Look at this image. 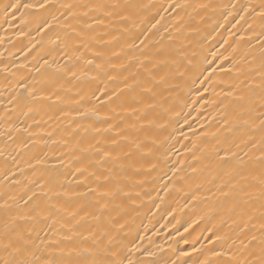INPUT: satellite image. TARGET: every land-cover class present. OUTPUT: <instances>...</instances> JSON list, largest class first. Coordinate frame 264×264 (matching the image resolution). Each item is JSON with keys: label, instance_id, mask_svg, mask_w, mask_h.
Instances as JSON below:
<instances>
[{"label": "bare ground", "instance_id": "obj_1", "mask_svg": "<svg viewBox=\"0 0 264 264\" xmlns=\"http://www.w3.org/2000/svg\"><path fill=\"white\" fill-rule=\"evenodd\" d=\"M8 2L0 0V193L5 194L3 199L23 194L26 186L35 188L28 182L40 175H59L62 181L67 177L73 183H65L66 190L82 191L75 183L78 174L73 175L77 164L74 157L80 155V148L94 142V138L102 141L100 146L112 147L104 141L111 140L114 133L85 131L90 124L107 126L102 123L109 107L103 103L106 97L92 98L98 86L104 87V77L91 81L89 76L95 75L92 67L83 58L75 59L79 53L56 42L57 36L63 39L69 31L66 25L70 21L55 9L40 7L47 0H19L22 6L15 15L11 9L5 14L3 4ZM95 2L55 0L57 8L61 3ZM143 2L159 4L163 0ZM177 2L189 6L161 12L164 20L153 30L155 34L149 35L154 42L163 35L155 47L183 53H176V58L184 75L176 74L175 66L165 69L161 75L169 71L171 74L156 89V96L144 97L152 107L139 105L146 118L130 131L144 146L132 161H123L133 163V167L123 173L116 168L121 176H127L124 183L131 198H122L123 206L111 211V223L101 222L107 225L114 238L112 248L125 264L128 260L132 264H212L233 255L242 257L241 240L247 243L239 209L231 211V202L218 191L227 178L217 154L223 156L226 149L251 137L239 153L244 161L242 167L250 168L249 158L255 162L260 156L259 146L252 147L253 143L258 145L260 130L237 120L240 110L252 102L259 111L264 94L259 75L264 22L259 18V7L241 11V6L259 5L261 0ZM27 4L34 7L23 6ZM155 13V9L145 12L149 19ZM53 14L57 20L52 19ZM87 19L91 22L92 18ZM108 24L105 19L103 25H94L96 33L115 32ZM141 28L146 29L147 24ZM170 34L175 41L167 39ZM109 39L105 36L92 50H84V56L92 59L97 50L106 55L118 51L119 44L104 43ZM69 56L73 59L69 60ZM185 57L191 59V65ZM120 86L122 78L107 82L109 91ZM30 93H35L34 97ZM92 107H98L99 118L87 111ZM121 147H126L125 142ZM38 159L44 163L37 164ZM5 171L9 172L7 179ZM115 203H121V199ZM254 206L259 216V203ZM254 223L256 228L248 235L259 237V224ZM96 227L97 222L89 220L81 231L87 235L89 228ZM220 252L228 255H214Z\"/></svg>", "mask_w": 264, "mask_h": 264}, {"label": "snow or ice", "instance_id": "obj_2", "mask_svg": "<svg viewBox=\"0 0 264 264\" xmlns=\"http://www.w3.org/2000/svg\"><path fill=\"white\" fill-rule=\"evenodd\" d=\"M21 6L19 0H9L3 4V10L8 14L11 9V14L15 15ZM23 6L34 7L32 4ZM188 6L177 0H163L159 4H145L143 0H96L95 3L84 5L61 3L58 8L55 0L40 4L42 8L55 9L60 16L70 21L66 25L69 31L63 39L57 36L56 42L70 48L73 53H79L75 59L83 58L92 67L95 75L89 76L91 81L104 77V87L98 86L92 92V98L100 100L101 96L106 97L103 103L109 107L102 123L107 126L95 127L90 124L85 131L91 129L98 134L112 132L114 136L111 140L104 141L112 147L100 146L102 141L94 138V142H88L86 147L80 148V155L74 157L77 164L73 175L78 174L79 178L75 183L78 188H83L82 191L66 190L64 184L73 183L67 177L62 181L59 175H40L28 182L29 185H35V188L26 186L23 194L8 195L3 199L5 194L0 193V264H125V260L119 258L112 248L114 238L107 225L101 222L107 220L111 223V211L123 206L122 198H131L124 183L127 176H121L116 168L123 173L126 168L133 167V163L125 164L123 161H132L134 154L144 146L130 131L136 129L137 124L146 118V112L139 105H143L145 109L152 107L145 102L144 97L156 96V89L171 74L169 71L161 75L165 69L175 66L176 74L184 75V72L179 71L176 58V53H183L179 49L155 47L164 37L161 35L160 41L154 42L149 34L154 35L153 30L164 20L161 12ZM257 7L259 18L264 22V0L259 5L241 6V11H255ZM77 8L86 10L77 12ZM149 9L156 10L151 19L145 14ZM89 17L92 18L91 22L87 19ZM52 19L57 20V15L53 14ZM105 19L109 21L107 27L115 28L116 31L97 34L94 25H103ZM145 23L147 28H141ZM175 30L179 32L180 29L176 27ZM105 36L110 39L104 43H117L120 45L119 50H114L110 55L97 50L93 52L92 59L85 57L84 50H92L93 45L100 43ZM167 39L175 41L176 37L170 34ZM113 58L119 60V63L114 62ZM72 59L73 56H69V60ZM187 63L191 65V59H187ZM72 75L75 76L76 73L73 72ZM259 75L260 88L264 92V55ZM121 78L122 86L109 91L107 82ZM30 95L34 97L35 93ZM56 99L59 100L60 96L57 95ZM240 99L243 100L244 97ZM87 111L97 118L100 116L98 107ZM121 112L126 113V116H121ZM86 114L87 112L84 113ZM256 119L259 124H256ZM237 123L260 130L258 145L252 144L253 148L259 146L260 156L255 162L249 158L252 163L250 168L242 167L244 161L239 153L244 151L242 145L247 147L251 137L249 140L241 139L240 143L226 149L223 156L217 154L223 175L227 178L222 180L218 191L226 201L231 202V211L239 209L247 243L241 240L244 251L242 257L233 255L230 259L212 261V264H264V94L259 100V111L255 102L250 103L238 113ZM122 141L126 147H121ZM0 155L3 153L0 152ZM244 155L247 156L248 153L244 152ZM42 163L43 160H37V164ZM54 169L55 166L53 171ZM3 175L7 179L9 172L5 171ZM117 199H121V203H115ZM256 202L259 203V216L255 215ZM89 220L96 221L97 227L89 228L88 234L84 235L81 229ZM254 221L259 224V237L248 235L251 229L256 228ZM214 255L220 257L228 254L220 252ZM127 264H132L131 260Z\"/></svg>", "mask_w": 264, "mask_h": 264}]
</instances>
